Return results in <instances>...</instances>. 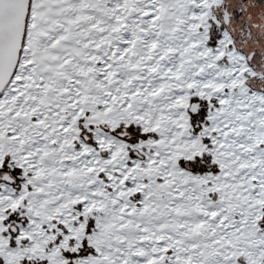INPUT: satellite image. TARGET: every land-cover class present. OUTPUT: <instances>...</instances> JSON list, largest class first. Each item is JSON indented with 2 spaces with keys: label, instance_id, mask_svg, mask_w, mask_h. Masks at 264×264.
Segmentation results:
<instances>
[{
  "label": "snow or ice",
  "instance_id": "obj_1",
  "mask_svg": "<svg viewBox=\"0 0 264 264\" xmlns=\"http://www.w3.org/2000/svg\"><path fill=\"white\" fill-rule=\"evenodd\" d=\"M0 264H264V0H0Z\"/></svg>",
  "mask_w": 264,
  "mask_h": 264
}]
</instances>
